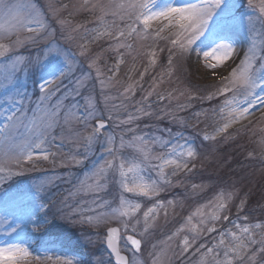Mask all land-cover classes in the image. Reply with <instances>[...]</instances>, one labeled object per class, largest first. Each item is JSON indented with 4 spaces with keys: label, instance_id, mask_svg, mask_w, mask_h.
Listing matches in <instances>:
<instances>
[{
    "label": "rangeland",
    "instance_id": "374dc122",
    "mask_svg": "<svg viewBox=\"0 0 264 264\" xmlns=\"http://www.w3.org/2000/svg\"><path fill=\"white\" fill-rule=\"evenodd\" d=\"M11 2L21 6V16L31 13L42 26L33 25V32L17 29L0 9V51L5 53L0 58V248L26 249L21 264H113L104 240L106 229L115 225L129 264H215L224 259L227 247L241 241L246 247L238 255L228 253L232 264H264L255 246L264 238V221L249 223L233 215L243 192L254 187L251 178L261 172L260 164L264 167V88L249 90L225 79L231 69L239 74L242 61L252 66L255 76L264 77V0H222L202 35L183 52L173 49L176 29L167 21L153 20L145 27L129 18L127 8L116 5L148 3L151 11H160L202 0ZM7 3L0 0V5ZM136 11L138 15L144 10ZM220 43L234 47L226 63L204 56ZM214 64L218 75L213 79ZM56 77L47 85L54 95L42 103L41 86ZM225 85L234 90L220 95L217 90ZM225 99L233 103L225 106ZM57 102L60 120L38 141L40 154L35 145L24 148L32 143L44 109L50 111ZM89 106L97 116L102 111L107 122L98 133H93L95 120L87 126L81 123ZM244 108V116L232 119ZM9 115L16 119L6 128ZM129 115L135 119L125 123ZM242 134L248 139L251 177L232 182H222L220 175L205 178L209 168L204 166L219 155L218 139L234 141ZM89 135L99 137L90 147ZM223 148L224 153L230 149ZM105 149L115 152L110 155ZM114 155L123 158L125 168L139 165L137 182L141 176L155 182L156 191L146 196L139 189L125 192L119 159L116 170L94 177ZM165 159L187 167L164 164ZM132 179L129 174L130 186ZM210 189L214 192L209 194ZM191 195L181 226L155 237L163 217L171 219L184 210V200ZM137 204L135 211L129 208ZM125 210L129 215L122 216ZM231 233L240 241H233ZM125 235L140 239L138 252ZM209 248L214 251L205 256Z\"/></svg>",
    "mask_w": 264,
    "mask_h": 264
},
{
    "label": "snow or ice",
    "instance_id": "6c2138e0",
    "mask_svg": "<svg viewBox=\"0 0 264 264\" xmlns=\"http://www.w3.org/2000/svg\"><path fill=\"white\" fill-rule=\"evenodd\" d=\"M153 3V0H151ZM251 2V0H249ZM222 0H202V3L200 4H186L183 6H167L164 9L160 11H151L149 8L148 3H132L129 5H116L119 9H128V15L131 19L132 17H135V22L142 23L145 27L148 26L150 21L163 19L168 22L169 26L175 27L176 32L175 35L177 39L172 40V46L174 50H179L180 52H183L185 50H190L191 46L194 44V42L202 35L204 32L205 27L208 24V21L212 17L214 11L221 5ZM20 5L13 4L11 0H9V3L0 5V9L7 12L10 17H12V20L15 22L14 27L17 29H26L29 32H33L36 30L33 25L36 26H42L40 25L39 20L34 19L31 16V13L27 14L26 16H21L19 13ZM101 10L104 9L103 5H100ZM137 9H142L144 11H140L137 15ZM264 10V9H262ZM4 27L3 25H0V28ZM162 30V29H161ZM120 36H123L124 33H119ZM4 47L3 45H0V48ZM234 47L228 43H220L212 50L211 53L205 52L204 56H213L215 59L220 63H226L229 59H231V54L233 52ZM217 53H220L217 55ZM5 55L4 52L0 51V58H2ZM244 66L239 70V74L237 75L236 69H231V76L226 77L225 79L229 80L230 83L235 86L236 82L239 81L240 85H242L245 89H255L256 87L264 88V77H257L251 72V65L247 63V61L241 62ZM197 71L199 70V57H197ZM212 71V78L214 79L218 73L215 72L216 65L210 66ZM64 73H61L60 76H63ZM58 77L52 80L46 81L40 89V92L42 93V100H49L53 95L54 92L47 87L48 84H50L52 81L56 80ZM131 86L127 89H125L126 92L131 91ZM233 88H229L227 85H225L224 88L218 89L217 92L220 95H224L229 91H233ZM144 99H147L145 97ZM161 99H163L161 97ZM233 103V101L224 100V105L229 106ZM89 108L85 109L86 115L84 116L83 120L81 121L83 126H87L91 120H95L96 123L93 127V133H98L100 130L104 129L106 127L104 120L102 119L103 112L101 111V115L97 116L95 111L89 110ZM60 111H61V105L59 102H57L54 106H52L51 110L44 109V118L41 121L40 126L36 127V135L33 137L32 143L26 144L23 147L24 148H32L33 145H35V150H37V154H40L41 150V143L38 141H41V137L45 134L48 127H51L52 123H57L60 120ZM248 109L244 108L240 111L239 116L232 115V119H239L241 116H244L247 113ZM27 113H25V116ZM16 117L14 115H9L6 117V120L8 123H6L5 127H9L11 125V122L14 121ZM135 119L134 116L129 115L128 119L124 121L125 123H128L129 121ZM44 121H48L45 123ZM35 122V117H34ZM227 124L224 125V128H227ZM221 131L223 129H220ZM99 139L98 136L89 135L87 137L88 139V146H91V143L93 139ZM177 148H181L183 146L177 145ZM175 149H173L174 151ZM110 155L114 154L115 149H105ZM45 155V158H47V154L43 153ZM28 157L31 158L33 155V152L27 153ZM187 155L189 157L193 156L194 153L189 150ZM158 159L160 157H157ZM121 160V162L118 165V171L119 176L124 178V181L122 182V187L125 192L133 193L137 189H139V193L142 195H148L149 192H155V182L153 183H147L143 180V177H139V181L137 182V176L136 174L139 172V165L132 164L125 168V163L123 162L122 157H116L114 155V158L112 161H105V167H102L98 169L96 172H94L92 175L94 177H100L103 176L106 169H117V164L115 163L116 160ZM82 161H78L80 163ZM164 164H176L177 168H180L181 166L187 167L186 164L181 165L180 163H177L176 161L165 159ZM160 171H163V166H159ZM129 174H133V179L131 182V186L128 182V176ZM89 187H92V185H89ZM96 187H99V182H97ZM123 204L124 202L121 201ZM220 207H223V205H220ZM129 208L132 209V211H135L136 208H139V205H129ZM152 210L149 209V212H145L144 215L147 218L149 213ZM122 216L129 215L128 210H125L121 213ZM214 219H218V217H213ZM224 219H228V217H225ZM209 231H215V229H209ZM244 232H249L248 228H245L243 230ZM233 241H240V238L236 235V233H231ZM128 241H130L131 245L139 249L140 247V241L137 239L132 238L129 236ZM119 240L118 236V229L116 228H109L107 230V246L111 251L116 255L117 261L122 262L124 260V257L120 256L119 251L117 249L115 241ZM256 241H252V243H255ZM188 241L185 240V245L187 246ZM220 244L223 245L224 241L221 240ZM261 244H264V241H261ZM215 247V246H214ZM246 247V245L241 241L238 243L232 244L230 247L226 248V251L224 253V259L219 260L217 259L215 264H232L231 258H229L228 253H236L238 255L239 249ZM214 248H209L207 250V253L204 255H208L213 253ZM261 251H264V248L261 249ZM28 255V252L26 249L15 246V247H7V248H0V264H21V261ZM218 255V254H217ZM203 264V261H202Z\"/></svg>",
    "mask_w": 264,
    "mask_h": 264
},
{
    "label": "trees",
    "instance_id": "16d2710c",
    "mask_svg": "<svg viewBox=\"0 0 264 264\" xmlns=\"http://www.w3.org/2000/svg\"><path fill=\"white\" fill-rule=\"evenodd\" d=\"M90 85L94 86L95 84ZM93 89L95 90V86L93 87ZM96 94L97 93L95 91V95ZM244 137L245 134H242V136H236L234 141L229 140L224 142H222L221 139H218L220 142H218L216 151L219 155H214L216 159L215 161H211V166H204V168L207 167L206 169L209 168L207 171L208 173L204 174L205 178H214L220 175V177H223L222 182H225L226 180L228 182H232L237 179L244 178L242 177L244 175H248L247 171L250 169L249 166H246V156L248 155H246V149L248 146V139ZM226 146H228L230 149L226 153H224L223 147ZM260 167L261 172L257 173L253 178H251V182L253 183L254 187L252 189H246L243 192L244 195L240 197L241 204L237 207L236 212L233 213V215H239L240 219L244 222L256 223L257 221H264V171L262 170L264 167L262 166V164H260ZM197 170L198 172H200V169L196 168V171ZM248 176L251 177V173ZM210 192L214 191L210 189L209 194ZM189 193L190 191H187L186 194L189 195ZM191 196H188L184 200L187 202H185L182 207L184 210L179 209L178 214H180H177L178 216L170 215L169 217L171 219L163 217L161 225H159L158 230L154 233L155 237L165 236L167 233L171 234L181 226V224L183 223V218L181 219V217H183L184 214L186 215V210L191 205L190 200L194 198V195L192 197ZM263 239L264 238H260L259 242L255 245L256 248H260V251L262 248H264V244H261V241H264ZM183 257L184 256H181V258ZM173 261L179 262V260ZM258 261H264V251H262V254L258 258Z\"/></svg>",
    "mask_w": 264,
    "mask_h": 264
},
{
    "label": "water",
    "instance_id": "95a60500",
    "mask_svg": "<svg viewBox=\"0 0 264 264\" xmlns=\"http://www.w3.org/2000/svg\"><path fill=\"white\" fill-rule=\"evenodd\" d=\"M104 123H105V125H107V122H106V121H104ZM109 228H116V229H118L119 240H120V230H119V227H118V226L113 225V226L108 227V228L106 229V231H105V234H106V235H105V240H104V242H105V247H106V249L110 252V254H111V256H112V261L114 262V264H128V256H127V254L124 253V252H122V251H120V248H119V240H118V241H115V243H116V246H117V249H118V251H119L120 256L124 257V260H123L122 262H118V261H117V257H116V255L111 251V249L108 248V246H107V230H108ZM129 236H131L132 238L137 239V240L140 241V239H138V238H137L136 236H134V235H126V236H125V239H126L127 241H128L127 238H128ZM128 243L131 245L130 241H128ZM140 246H141V241H140ZM131 247L133 248V250H135V251H137V252L140 250V247H139V249L134 248L132 245H131Z\"/></svg>",
    "mask_w": 264,
    "mask_h": 264
}]
</instances>
